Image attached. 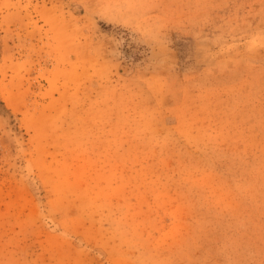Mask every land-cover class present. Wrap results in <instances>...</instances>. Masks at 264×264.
Returning a JSON list of instances; mask_svg holds the SVG:
<instances>
[{
    "label": "rangeland",
    "instance_id": "obj_1",
    "mask_svg": "<svg viewBox=\"0 0 264 264\" xmlns=\"http://www.w3.org/2000/svg\"><path fill=\"white\" fill-rule=\"evenodd\" d=\"M0 264H264V0H0Z\"/></svg>",
    "mask_w": 264,
    "mask_h": 264
}]
</instances>
